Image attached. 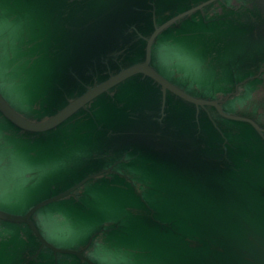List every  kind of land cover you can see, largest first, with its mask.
<instances>
[{"label": "water", "instance_id": "obj_1", "mask_svg": "<svg viewBox=\"0 0 264 264\" xmlns=\"http://www.w3.org/2000/svg\"><path fill=\"white\" fill-rule=\"evenodd\" d=\"M64 4L77 12L57 17L47 7L43 17L22 21L10 13L21 12L22 0H0V264H85L74 254L57 259L70 250L48 242L37 215L62 201L64 222L77 218L84 231L80 240L104 216L117 217L118 212L107 211L109 204L117 206L116 180L95 172L128 150L163 160L176 175L158 180L159 187L146 196L147 210L141 211L138 231L159 235L154 245H146L165 256L159 264H264V0ZM170 44L177 58L189 63L170 65L184 69L206 95L227 94L233 76L254 69V79L242 85L237 110L224 103L227 99L216 105L205 101L216 118L206 114L203 122L192 106L202 104L198 96L153 64L158 58L166 65ZM92 102L95 116L75 137L68 121ZM53 140L60 142L57 151ZM75 140L89 144L77 161ZM42 161L58 162V175L49 166L43 179ZM38 164L27 184L26 177L33 176L27 168ZM84 173L92 174L80 180ZM89 181L94 194L86 195L85 218L67 204L72 191ZM178 210L187 219L175 220ZM167 212L173 240H166L168 231L158 226ZM74 242L69 237L65 245ZM95 254L103 264V254ZM142 260L152 263L148 255Z\"/></svg>", "mask_w": 264, "mask_h": 264}, {"label": "flooded vegetation", "instance_id": "obj_2", "mask_svg": "<svg viewBox=\"0 0 264 264\" xmlns=\"http://www.w3.org/2000/svg\"><path fill=\"white\" fill-rule=\"evenodd\" d=\"M67 1L72 0H22L23 5L20 8L21 12L11 11L10 13L12 18H18L22 21H26L29 18L43 17V14L47 11V7H49V10L54 12L52 15L57 17L62 15L72 17L77 12V7L72 4L65 5L64 3ZM14 9L15 8H12V10ZM23 30L26 31V28ZM174 48V45L170 44L169 56L167 57V55H165V57H167L166 65L160 63L158 58L153 59V64L160 68L170 81L178 84L188 93L192 92L198 96L197 98L202 102V104H193L192 106L194 111H198L202 116L203 122L206 121V114H208L209 117L212 116L214 119L216 118L214 109L211 106L206 108L205 101L216 105L221 103L223 99H227L224 103L231 105L233 111L237 110L235 105L238 103V96L244 95V87L242 85L254 79V69L248 70L245 77L233 76L231 79L233 87L227 94L221 95V92H215L213 95H206L200 90V88L197 87L195 79L189 77L184 69L177 65H170L174 63H180L183 65L189 64L184 59L177 58L178 54L174 53ZM13 77L14 76H10V79H13ZM232 95H235V98H233ZM35 106L38 107L39 104H36ZM30 110L31 109H28V112ZM36 110L44 112V109H35V111ZM223 110L227 112L224 108ZM156 111L159 112V109ZM247 113L252 112L247 111ZM83 116L86 117L83 118ZM94 116V102H92L86 109L80 110L75 117L70 119L67 126L72 128L71 131L75 133L74 136L76 137V133L78 132L80 126L83 125V123H88L92 118H94ZM209 127H211V125H209ZM59 129H63V125H61ZM205 129H207V125H205ZM228 129L235 128L230 126ZM52 142H55L53 147L54 150L57 151L60 142L54 140ZM38 144L46 147L48 142L39 141ZM31 146L28 143V149ZM72 148V152L75 154L74 159L77 161L84 158L85 150L87 151L89 144L80 145L79 140H75L72 141ZM42 153L44 156L45 152ZM49 166V163L42 161L43 179H46L50 174L48 172ZM59 166L60 165L56 161H54L53 165L50 166L52 173H55V177L58 175ZM40 167L41 165L38 164L33 168H27V172L29 174L32 173L33 175L32 177H26L27 184L29 181L34 179L35 174L39 171ZM167 169L168 168L165 166L164 161L157 159L155 156L143 154L138 150H128L119 159L115 161H108L106 166L99 169L98 172H95L98 177L105 179L112 178L116 180L114 184H116L117 187L112 189V199H118L117 206L109 204L107 211L118 212V215L113 218H106L104 216V220L91 231L90 228L86 226L87 228L85 231L88 233L85 238L86 240H80L84 231L79 227V224H77V218L73 219L70 216V222H64L65 213L62 210V207L64 208V205L61 203L62 201L55 202L39 212V218L37 215V224L44 237L49 243L55 245L57 249L65 248L69 249L71 252L66 254L59 253L57 255V259L69 254H74L73 257L82 263L89 264L92 261H96L100 264L101 255H96L95 253L97 251L103 254L102 258L105 260L103 264H142V258L147 255L152 263L155 262V264H159V258L165 257L163 254L159 255L160 249L156 246L150 248H147L146 246L148 244L154 245L152 242L153 237L159 235L149 229L148 231H138V229L140 228V224L144 223V221L141 220L143 215L141 211L147 210L148 208L147 194L151 193L156 187H159L158 180L162 181L176 177L173 172ZM89 174L92 173H84L79 179L82 180ZM91 187L92 181H89L84 185V187L72 191L74 197L67 204L69 210L78 211L85 218L89 217L88 212L90 207L87 202L86 195L94 194L92 193L93 189L91 190ZM54 188V190L57 188L56 182L54 183ZM163 203L166 207L170 208L167 201ZM73 205H75V207H73ZM149 210L151 220L157 222L158 217L156 211L152 207H150ZM170 213L171 212H167L166 216L162 217L158 222L159 227L168 231L166 240L174 239L172 236L174 224L169 219ZM75 215H77V213H75ZM100 215L103 217L102 214ZM176 215L177 219L175 220L187 219L185 212L178 210L176 211ZM174 217L175 215H173L172 218ZM69 237H73L75 239L74 244L71 246L65 245ZM140 243L145 245L141 246ZM112 250L114 251L112 252Z\"/></svg>", "mask_w": 264, "mask_h": 264}, {"label": "snow or ice", "instance_id": "obj_3", "mask_svg": "<svg viewBox=\"0 0 264 264\" xmlns=\"http://www.w3.org/2000/svg\"><path fill=\"white\" fill-rule=\"evenodd\" d=\"M2 108H3V105H2V104H0V110H2Z\"/></svg>", "mask_w": 264, "mask_h": 264}, {"label": "bare ground", "instance_id": "obj_4", "mask_svg": "<svg viewBox=\"0 0 264 264\" xmlns=\"http://www.w3.org/2000/svg\"><path fill=\"white\" fill-rule=\"evenodd\" d=\"M27 112H28V109H27Z\"/></svg>", "mask_w": 264, "mask_h": 264}]
</instances>
